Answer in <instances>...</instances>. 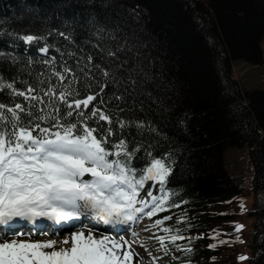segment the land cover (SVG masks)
Returning <instances> with one entry per match:
<instances>
[{"label":"trees","instance_id":"obj_1","mask_svg":"<svg viewBox=\"0 0 264 264\" xmlns=\"http://www.w3.org/2000/svg\"><path fill=\"white\" fill-rule=\"evenodd\" d=\"M161 1L0 0V99L16 97L2 117L10 128L47 116L88 129L103 147L128 150L137 170L156 157L187 215H173L176 230L192 237L181 242L183 257L248 264L224 230L239 190L220 150L264 130V90L252 91L247 108L229 70L233 57L259 59L264 0ZM169 2L187 13V28ZM24 37L43 42L50 57L16 54L12 44ZM255 145L261 171L264 135Z\"/></svg>","mask_w":264,"mask_h":264},{"label":"rangeland","instance_id":"obj_2","mask_svg":"<svg viewBox=\"0 0 264 264\" xmlns=\"http://www.w3.org/2000/svg\"><path fill=\"white\" fill-rule=\"evenodd\" d=\"M170 4H172V2H169L167 4L169 9L171 8L170 11H172L179 17L182 16L184 18V20H179L178 25L182 23V26L184 25L187 28L188 25L187 24L188 20L186 18L187 13L184 11V9L180 10L181 8L180 6H172L173 4L172 5ZM103 7L104 6L102 7L100 6L98 9H102ZM158 7H159L158 9H161L160 6ZM110 13L114 15L113 13L116 14L117 12L113 10ZM157 18L159 19L158 15L156 16V19ZM158 19L156 20L157 23H159ZM110 24L111 23H109L108 26ZM170 35L173 36V32H171ZM259 50H260L259 59L253 60L250 58L241 59L239 57L237 58L233 57L229 61L230 74L233 80L238 84V91L242 96V104H244L247 108H249V105L251 106V104L246 103L245 100L250 95L252 96V91H254L255 88L264 90V31L259 43ZM254 101L258 102L255 99ZM252 111H254V115L257 119L258 116L255 110ZM258 123L261 125V122L259 120ZM259 130L256 129V134L253 137H249L247 140L245 138H241L238 142H232L231 144H226L225 147L222 149V151L220 150V165L222 166L223 169L222 171H224L225 174L228 176V180L237 184V186H238V181L241 186L245 185V187H241L240 189L238 187L240 195L236 197L235 201L232 202L228 208L231 210L232 213H235V215L239 217L238 218L239 221L236 223V226L239 228L240 231L246 232V234L238 238V242L241 253H244L249 257L253 253L250 251L251 248L247 244L249 238L247 232L257 228V225H254V222L256 223L257 218L255 216H250V217L245 216L246 213L245 211L247 209L252 210L254 208L253 205L257 201L258 193L261 195V197H264V179L261 178L264 177V162L262 164L261 171H258V169H260L258 168L259 166L258 167L255 166V162L260 163V159L259 157H256V153L260 155L262 149L261 145H258L256 147L255 145L256 139L257 137L264 135V130L261 131ZM252 148L253 149L255 148V150L251 151ZM249 152L253 153L254 159L252 158L253 160L252 162H249L250 164L248 166L247 155L249 154ZM230 190L231 187L228 186L224 191L229 192ZM143 192L146 193L144 189H142V193ZM254 193H256V195ZM83 235L86 236L87 234H83ZM147 235H148L147 245L149 247L145 252L148 255L159 253L160 251L157 250V248L155 247L156 239L153 236L154 232H147ZM44 239H49V238L44 237ZM13 246L10 247V244H8L6 246L7 250L5 249V247L0 248L1 249L0 264H26V262H28L29 259L33 260L34 264H67V263L83 264L82 262L76 263L75 260H72V257L74 255L79 257V253L77 251L80 249L79 244L78 245L59 244L55 246L49 245L48 248L46 249L45 247L39 248L37 245L31 248L28 247L26 243L20 241H14ZM43 246H46V244L43 243ZM63 247L66 249L64 250ZM53 257L55 258V260L53 259ZM77 257L76 259H78ZM97 261H99V259H97L96 262ZM107 261H109V259H106V263ZM86 264H91V263L87 262Z\"/></svg>","mask_w":264,"mask_h":264},{"label":"bare ground","instance_id":"obj_3","mask_svg":"<svg viewBox=\"0 0 264 264\" xmlns=\"http://www.w3.org/2000/svg\"><path fill=\"white\" fill-rule=\"evenodd\" d=\"M6 1V0H5ZM27 12V11H26ZM38 13V12H37ZM48 26V25H47ZM42 29V28H41ZM12 38V37H11ZM6 54V53H5ZM19 75V74H18ZM20 81V80H19ZM22 81V80H21ZM254 173V172H253ZM36 183L34 182V179L32 178H28V179H23L19 184L14 186V191H17V195H18V200L19 203L23 202L25 203L26 201H32L35 198V191L37 189V187H35ZM36 188V189H34ZM128 187L125 185L122 188H118L119 189V193L120 194H114V192H110L107 195L103 196V199L110 203V204H115V203H121L122 205L125 206V209L127 212L131 213L134 209V207H141V209L143 210L144 208V203H141L140 201H134L132 198V190L131 189H127ZM34 189V190H33ZM254 191V190H253ZM240 193V192H239ZM242 193V192H241ZM233 196V195H232ZM14 201V200H12ZM15 202V201H14ZM17 203V202H15ZM112 207V205L109 206V208ZM81 232L83 234H87V240H91V243L94 242L95 240L97 242H105V239H107L108 242H115L113 239H109L106 235L104 234H95L92 232H87L85 230H81ZM75 235V234H72ZM71 235V236H72ZM71 236L68 235H64L62 236L60 239L61 240H66L68 243L73 242L75 239ZM43 239V238H42ZM59 239V240H60ZM68 240H71V242H69ZM0 245H2V242H0ZM14 248V246H13ZM64 248V247H63ZM108 248V249H107ZM101 247L100 249H98L96 252L99 256L102 257H109V255L111 254V249L112 246L111 244H109V247ZM5 249L7 250V248L5 247ZM11 249V248H10ZM16 249V248H15ZM66 248H64L65 250ZM1 250V249H0ZM14 250V249H13ZM38 250V249H37ZM41 250V249H39ZM127 248L125 246H121V247H117L116 248V253L119 255V258L121 260L124 261V263H126V256H124L125 252H126ZM76 251V250H75ZM65 254V253H64ZM74 255V254H73ZM127 255H129V253H127ZM132 257H134V254H130ZM52 256V255H51ZM77 256H73L72 260H77L76 259ZM57 258V257H56ZM78 258V257H77ZM45 259V258H44ZM53 259L55 260V258L53 257ZM61 259V258H60ZM98 259V258H97ZM100 260V259H99ZM66 262V261H65ZM109 261H107L108 263ZM122 264V263H121ZM138 264H141V262H139Z\"/></svg>","mask_w":264,"mask_h":264}]
</instances>
